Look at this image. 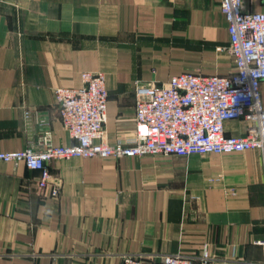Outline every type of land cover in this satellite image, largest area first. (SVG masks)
Wrapping results in <instances>:
<instances>
[{
    "label": "crops",
    "instance_id": "obj_1",
    "mask_svg": "<svg viewBox=\"0 0 264 264\" xmlns=\"http://www.w3.org/2000/svg\"><path fill=\"white\" fill-rule=\"evenodd\" d=\"M260 12L263 0H243ZM221 0H19L0 3V152L75 141L54 91L102 72L106 140L135 133L137 82L184 73L228 76L234 58ZM264 108V82L261 85ZM31 113V118H26ZM43 122L45 124H43ZM250 123H225L243 137ZM60 195L41 173L0 163V264H124L129 254L181 253L208 264H264V156L230 154L54 160ZM197 264H200L197 260Z\"/></svg>",
    "mask_w": 264,
    "mask_h": 264
},
{
    "label": "built area",
    "instance_id": "obj_2",
    "mask_svg": "<svg viewBox=\"0 0 264 264\" xmlns=\"http://www.w3.org/2000/svg\"><path fill=\"white\" fill-rule=\"evenodd\" d=\"M18 1L0 0V3ZM221 10L228 21L230 45L218 50L232 55L235 73L206 76L190 72L162 85L137 82L135 133L115 144H110L105 137L109 103L107 77L102 72L83 73L81 87H59L54 91L63 128L75 144L56 147L50 132L46 131L40 136L38 146L31 142L22 151L0 152V163H23L29 170L39 171L40 189L50 190L51 196L57 198L62 185L50 172V163L54 160L187 157L251 150H259L264 156L261 95L264 8L260 12H247L243 0H221ZM26 118L29 120L31 113ZM238 119L250 123L246 135L227 137L225 123ZM197 260L208 264L213 258L207 248L199 258L181 253L123 257L124 264H197Z\"/></svg>",
    "mask_w": 264,
    "mask_h": 264
}]
</instances>
